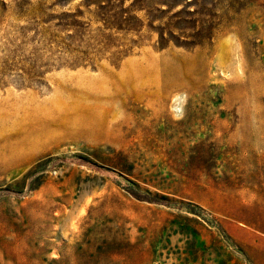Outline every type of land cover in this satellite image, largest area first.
Wrapping results in <instances>:
<instances>
[{
	"label": "rangeland",
	"instance_id": "rangeland-1",
	"mask_svg": "<svg viewBox=\"0 0 264 264\" xmlns=\"http://www.w3.org/2000/svg\"><path fill=\"white\" fill-rule=\"evenodd\" d=\"M0 264H264V0H0Z\"/></svg>",
	"mask_w": 264,
	"mask_h": 264
},
{
	"label": "bare ground",
	"instance_id": "bare-ground-1",
	"mask_svg": "<svg viewBox=\"0 0 264 264\" xmlns=\"http://www.w3.org/2000/svg\"><path fill=\"white\" fill-rule=\"evenodd\" d=\"M130 72H128L124 77L121 75V77L117 74L105 71L100 78V82H91V87L94 91L93 94L82 93L83 91L73 92L75 103L78 99L80 100L79 97L86 100L90 99L91 103L87 104L85 102V107H80L75 104L73 119L71 123H69L72 128L71 134H69L70 136L81 135L86 137H95L101 133L103 129L102 125L106 120L104 103L108 101L113 103L117 100L121 88L138 86V81L134 76L136 75L137 77V74L131 75ZM140 74L143 75L144 72L141 71ZM151 80L154 79L152 78ZM108 85H110V88H107ZM109 89H112L113 91H110ZM35 123L36 126L34 125ZM30 125H28V129H21L19 131V135H23L24 140L16 143L13 147H7L5 152H10L11 155L24 154L30 149L37 148L41 144H44L55 137L51 131L52 126L54 128V125H57V123L52 118L41 119L38 117L33 123L34 126L31 125V127ZM59 125L64 127L68 126L66 122H62Z\"/></svg>",
	"mask_w": 264,
	"mask_h": 264
}]
</instances>
